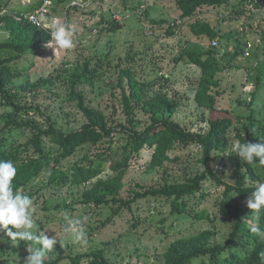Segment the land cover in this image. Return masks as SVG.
Here are the masks:
<instances>
[{
	"label": "rangeland",
	"instance_id": "374dc122",
	"mask_svg": "<svg viewBox=\"0 0 264 264\" xmlns=\"http://www.w3.org/2000/svg\"><path fill=\"white\" fill-rule=\"evenodd\" d=\"M178 2L56 0L48 27L43 28L47 35L44 46L37 53L25 51L12 64L15 76L0 88V128L13 119L43 129L54 124L72 132L90 122L91 110L102 111L108 125L115 128L110 138L79 146L71 156L50 164L19 189L34 192L31 198L37 229L56 235L58 241L46 255L66 256L60 264H74L70 257L77 255H84L86 262L94 251L110 264H167V251L179 240L225 244L236 229L237 217L219 214L223 200L238 205L242 216L259 217L247 206L248 199L236 192L226 193L225 186L207 173L206 149L198 141L176 142L161 164L152 158L150 148L140 158L133 156L118 201L110 196L100 205L86 202V190L114 176L109 168L75 185L53 178L57 170L72 167L85 155L95 156L111 142L115 149L122 146L132 129L141 130L152 123V114L147 112L149 102L164 98L175 101L178 106L160 112V117L206 136L212 114L196 99L202 69L182 57L192 51H211L220 65L216 74L220 85L212 90L216 107L233 115L225 137L210 151L212 170L228 183H233L229 173L236 171L244 173L246 186L264 183L263 164H248L234 151L236 143H260L264 139V0H224L221 5L202 7L198 14L217 30L214 38L194 35L193 21L184 20L189 18L184 17ZM0 8L1 16L29 10L21 0H0ZM56 18L75 25L76 46L55 58L53 50L45 45L51 39ZM13 29V21L0 18V42L13 39ZM214 40L217 46L212 45ZM128 71L139 81V101L129 97L131 90L125 77ZM16 106L21 110L17 111ZM11 135L17 140L10 148L30 141L34 133L27 128L24 133ZM43 142L45 153L52 157L58 153L54 141L44 138ZM22 152L11 156L15 166L29 156H41L33 144ZM253 169L261 173L260 179L253 177ZM197 180L199 188L184 196L183 208L173 207L175 195L156 191L175 183L195 186ZM65 212L83 220L86 245L74 244L71 235L64 232ZM248 239L243 236L233 250L250 253L254 244ZM28 247L40 246L31 241H12L6 230L0 231V264H24L30 254ZM227 255L229 252L219 257L194 258L189 264H236Z\"/></svg>",
	"mask_w": 264,
	"mask_h": 264
},
{
	"label": "trees",
	"instance_id": "16d2710c",
	"mask_svg": "<svg viewBox=\"0 0 264 264\" xmlns=\"http://www.w3.org/2000/svg\"><path fill=\"white\" fill-rule=\"evenodd\" d=\"M223 3L224 0H179L178 6L183 10L184 17L189 18H184V20L193 21L192 30L194 35L214 38L218 35L217 30L209 21L201 19L202 17L198 12L205 5H221ZM1 12L2 9L0 8V18L3 21H13L14 26L13 39L0 42V88H3L7 80H11L15 76L12 64L25 51L37 53L38 50H41L47 35L42 27L29 21L27 13L18 12L12 16H1ZM182 60L194 62L202 69L196 99L200 106L210 110L212 114L209 118L210 127L206 136L184 129L176 121L160 117V112L167 113L178 106L175 101L164 98V100L149 102L147 104V112L152 114V123L141 130L132 129L128 134L127 142L122 144V146H118L115 149L112 145L113 142H111V145L106 150L96 153L95 156L85 155L79 163L72 167L57 170L53 178H61L62 184L75 185L90 181L109 168L115 172L114 176L108 179H101L97 187L86 190V202H95V204L100 205L107 202L110 196L114 201H118L123 187L126 168L130 165V159L133 156L140 158L142 153L150 148L152 150V158L157 160V164H161L164 159L168 158L167 152L176 142L189 143L198 141L206 149L207 173L225 186L226 193L236 192L248 199L257 186H246L244 173L236 171L234 175L230 172L229 180L233 183H228L212 170L213 160L210 151L225 137L233 121V115L228 110L216 107V97L212 92L214 87L220 85V80L216 77V74L220 71L219 61L213 56L211 51L188 52L182 57ZM125 77L128 79L131 90L129 97L139 101L142 98L139 81L130 71L125 73ZM16 108L17 111L21 110L20 106H16ZM89 115L90 122L86 123L81 129L72 132H65L54 124H50L49 128L43 129L26 122H24L26 124H23L13 119L8 120L0 128V159L11 160V156L22 155L24 148L30 144H33L41 155L39 158L29 156L22 160L20 166H16L18 171L13 181L14 190H19L22 186L29 183L50 164L58 163L60 159L71 156L79 146L88 142L98 144L105 138H110L115 128L108 125L105 114L102 111L91 110ZM27 128L32 129L33 138L26 142V145L15 143L10 148L11 143L17 140V136L13 138L11 134H15V132H18V134L24 133ZM44 138L54 141L59 146L58 153L53 157L49 153H45ZM251 173L257 179L262 177L261 173L256 172L254 169ZM198 188L199 181L197 180L195 186H190L187 183H175L173 186L157 189L156 191L161 193L168 191L169 196L175 195L173 207L176 209L178 206L183 208L182 205L184 204L185 206L184 196ZM22 193L31 197L34 192ZM135 194L137 195L138 192ZM180 199H182V203H180ZM120 202L128 203L124 199H120ZM258 213L259 217L257 218L254 215L242 216L241 208L238 205H232L227 200H223L219 206V214L237 217L236 229L229 240L225 244L214 246L197 244L193 239L179 240L168 249L166 254L167 264H189L194 258L203 256L219 257L225 252H229V255H227L228 259L236 264H264V257L261 256V253H264V239H260L251 231L253 227L264 229V211ZM243 236L249 237L248 241L254 244L252 251L247 255L233 250L235 246L240 244ZM83 256L77 255L70 258L74 264H110L97 251L88 254L90 258L86 262L82 259ZM66 258V256L53 258L45 255V264H60Z\"/></svg>",
	"mask_w": 264,
	"mask_h": 264
},
{
	"label": "clouds",
	"instance_id": "9594fccd",
	"mask_svg": "<svg viewBox=\"0 0 264 264\" xmlns=\"http://www.w3.org/2000/svg\"><path fill=\"white\" fill-rule=\"evenodd\" d=\"M75 30V25L63 22L59 18L52 21L51 39L45 46L53 50L55 58L60 53L75 48ZM234 151L248 164L253 162L264 164V139H261L260 143H236ZM17 171L13 161L0 159V231L6 230L12 241H31L40 246L28 247L30 254L24 260V264H45L46 253L52 252L58 243L57 236H49L46 231L37 229L33 218L36 212L34 200L21 191L14 190L13 181ZM247 206L255 212L264 211V183H260L251 192ZM64 221L63 230L71 235L72 242L86 245L88 237L83 220L65 212ZM251 231L260 239H264V229L253 227ZM59 243L61 244L60 241ZM261 256L264 257V253H261Z\"/></svg>",
	"mask_w": 264,
	"mask_h": 264
},
{
	"label": "built area",
	"instance_id": "2783aa9c",
	"mask_svg": "<svg viewBox=\"0 0 264 264\" xmlns=\"http://www.w3.org/2000/svg\"><path fill=\"white\" fill-rule=\"evenodd\" d=\"M21 1L22 4L29 9L27 12V17L29 21L42 28H47L49 24L50 15L52 13V8L56 4V0H21ZM77 3H80V1H78ZM173 25L174 26L180 25V23L179 24L174 23ZM212 45L217 46L218 41L214 40ZM249 46L251 47V44Z\"/></svg>",
	"mask_w": 264,
	"mask_h": 264
},
{
	"label": "crops",
	"instance_id": "0c3cea01",
	"mask_svg": "<svg viewBox=\"0 0 264 264\" xmlns=\"http://www.w3.org/2000/svg\"><path fill=\"white\" fill-rule=\"evenodd\" d=\"M23 5V4H22ZM251 46H252V44H251Z\"/></svg>",
	"mask_w": 264,
	"mask_h": 264
}]
</instances>
